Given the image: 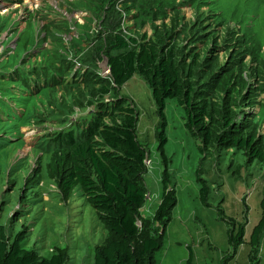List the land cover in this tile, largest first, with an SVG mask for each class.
Segmentation results:
<instances>
[{
    "label": "rangeland",
    "instance_id": "obj_1",
    "mask_svg": "<svg viewBox=\"0 0 264 264\" xmlns=\"http://www.w3.org/2000/svg\"><path fill=\"white\" fill-rule=\"evenodd\" d=\"M155 1L167 6L165 16L145 11L154 0H114L112 15L94 11L96 0H0V139L15 135L0 143V224L10 241L20 234L23 247L42 257L59 248L67 264H93L106 231L78 187L67 198L59 189L50 164L60 147L52 137L78 134L97 118L115 124L119 106L130 107L146 151L140 217L153 216L164 191L175 195L154 264H185L189 256L190 264H264V231L256 248L249 245L262 215L264 161L232 141L204 142L176 98L166 100L162 120L144 78L136 73L115 86L97 50L100 16H116L115 31L135 45L168 32L166 48L193 104L207 103L212 113L225 93L211 87L232 71L235 124L247 120L239 136L253 133L264 147V0ZM8 107L23 120L9 121ZM239 226L244 243L235 246L229 233Z\"/></svg>",
    "mask_w": 264,
    "mask_h": 264
},
{
    "label": "trees",
    "instance_id": "obj_2",
    "mask_svg": "<svg viewBox=\"0 0 264 264\" xmlns=\"http://www.w3.org/2000/svg\"><path fill=\"white\" fill-rule=\"evenodd\" d=\"M113 1L96 0L94 11L100 12L101 15L105 12L112 15L114 11L110 6ZM143 6L147 7L145 11L159 18L167 13V6H163L160 1L154 0L151 6L145 2ZM115 17L100 16L104 36L100 37L102 39L97 47V50H101L107 56L111 81L115 86L125 84L138 73L150 85L158 115L162 120L166 100L176 98L181 104H185L188 125L194 128L199 126L197 129L202 134L204 142L214 139L219 145H224L232 141L238 147L247 148L250 158L264 161L262 138L258 136L256 139L253 133L239 136L245 131L246 128L243 126L247 120L235 124L234 100L238 89L232 86V83L237 82L234 77L237 75L229 71L215 80L216 83L211 88L224 91L225 97L222 98V105L217 104L211 113L208 111L207 103L193 104L189 95L190 90L186 89L184 82H179L174 55L171 49L166 48L165 39L169 36L168 32L158 33L154 38L135 45L134 38L127 40L125 36L115 31V24L110 21L111 18L114 21ZM4 111L10 116L9 121L17 123L23 120L19 114L11 115L9 107ZM117 112L119 120L112 125L105 124L101 118H97L96 123L82 129L78 134L71 130L67 133L55 132L52 143H56L60 151L56 159L57 155L54 156L49 167L66 198L76 187L80 189L85 201L95 209L106 231L104 242L94 247L93 264H154V253L162 246L163 233L170 220L175 195L173 192L164 191L153 216L149 219L140 217L139 211L147 194L144 181L146 151L136 138L137 120L134 110L119 106ZM106 114L108 115V112ZM209 122L212 130L208 129ZM163 124L162 122V126ZM14 137V134L5 136L0 139V143L6 144ZM158 139L160 140L158 149L163 154L165 136L162 132L158 134ZM164 162L165 164L167 162L165 158ZM206 194L207 186L202 182L200 190L202 202H205ZM260 208L261 218L249 237V245L252 248L259 245L264 231V193ZM155 224L161 230L154 226ZM243 234L242 226L238 227L235 235L230 232V243L235 246L244 243ZM52 252L51 256L46 258L35 250L24 248L20 234L10 241L5 227L0 224V264L68 263L65 250L56 248ZM190 263L191 256L185 264Z\"/></svg>",
    "mask_w": 264,
    "mask_h": 264
},
{
    "label": "built area",
    "instance_id": "obj_3",
    "mask_svg": "<svg viewBox=\"0 0 264 264\" xmlns=\"http://www.w3.org/2000/svg\"><path fill=\"white\" fill-rule=\"evenodd\" d=\"M103 64H104V65H107V64H108V61L103 62ZM108 68H109V65H108V67L106 68V69H107L106 72H107V71H110V68H109V70H108Z\"/></svg>",
    "mask_w": 264,
    "mask_h": 264
}]
</instances>
